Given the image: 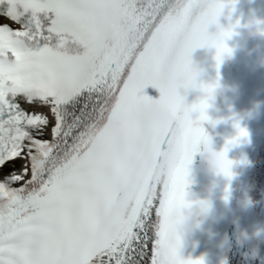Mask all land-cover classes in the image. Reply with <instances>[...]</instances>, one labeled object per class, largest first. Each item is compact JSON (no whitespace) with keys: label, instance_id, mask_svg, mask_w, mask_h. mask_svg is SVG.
<instances>
[{"label":"snow or ice","instance_id":"6c2138e0","mask_svg":"<svg viewBox=\"0 0 264 264\" xmlns=\"http://www.w3.org/2000/svg\"><path fill=\"white\" fill-rule=\"evenodd\" d=\"M229 2L0 0L19 25L0 23V264H202L179 253L189 165L203 146L230 177L246 132L212 151L214 85L192 52L213 47L219 64L229 32L210 26Z\"/></svg>","mask_w":264,"mask_h":264},{"label":"clouds","instance_id":"9594fccd","mask_svg":"<svg viewBox=\"0 0 264 264\" xmlns=\"http://www.w3.org/2000/svg\"><path fill=\"white\" fill-rule=\"evenodd\" d=\"M262 10H264V0H253L251 5L247 3V0H243V5L239 9L236 7L235 0H230V2L225 6V8L222 11V14L220 15V16L223 15L225 17V19L227 20V23L222 25L218 20V27L215 26V30L210 31L214 36L219 35L222 30L229 32V35L223 38V42L226 48L228 49V51L222 54L219 64H217V61L215 58L216 49L213 47H206V49H210L212 51V60L214 61V65L216 68L215 77L211 79L210 81H204L200 78L201 72L203 70L199 69V80L204 82L205 84L214 85L211 95L207 97L208 106L206 110L210 106L209 102L214 99L215 95L218 92L227 94V89L229 86L221 83V76L219 73V67L221 63L224 60L233 57L237 47L241 44H245L249 40H255V41L264 43V15L259 14ZM202 48H205V47H202ZM262 51H264V48H262ZM251 59L256 61L257 68L264 69V63H261L260 60L255 56V54L253 55ZM195 89L199 91L200 95L197 97V99L193 103L197 102L203 96V94L198 88H195ZM231 119L233 121V126L236 130V133H237V128L235 127V125H238L240 128L245 130L246 136H247L248 133L246 129L241 126L240 116L233 115ZM240 138H243V137H240ZM212 151H215V150L212 149ZM215 152H218V151H215ZM208 165L211 168V170L215 171L213 169V166L209 163V161H208ZM231 168H232V165H231ZM215 172L218 174H221L218 171H215ZM190 208H191V205L189 207L182 208L180 210L182 219L184 217L185 210H188Z\"/></svg>","mask_w":264,"mask_h":264},{"label":"bare ground","instance_id":"6f19581e","mask_svg":"<svg viewBox=\"0 0 264 264\" xmlns=\"http://www.w3.org/2000/svg\"><path fill=\"white\" fill-rule=\"evenodd\" d=\"M33 110L34 111H38V112H44V113H46V111L43 108H39V107H35Z\"/></svg>","mask_w":264,"mask_h":264}]
</instances>
